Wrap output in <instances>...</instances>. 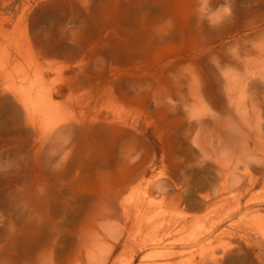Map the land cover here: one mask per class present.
I'll return each mask as SVG.
<instances>
[{
    "label": "rangeland",
    "instance_id": "rangeland-1",
    "mask_svg": "<svg viewBox=\"0 0 264 264\" xmlns=\"http://www.w3.org/2000/svg\"><path fill=\"white\" fill-rule=\"evenodd\" d=\"M153 263L264 264V0H0V264Z\"/></svg>",
    "mask_w": 264,
    "mask_h": 264
},
{
    "label": "bare ground",
    "instance_id": "bare-ground-1",
    "mask_svg": "<svg viewBox=\"0 0 264 264\" xmlns=\"http://www.w3.org/2000/svg\"><path fill=\"white\" fill-rule=\"evenodd\" d=\"M157 188H158V190L161 192V193H163L165 190H164V188L161 186V184H158V186H157ZM209 197V196H208ZM206 198V197H205ZM135 218H136V216H135ZM156 244H158V245H160V246H162L161 244H162V237H160V238H157L156 240H153ZM168 242L165 244V246L164 247H173V245H174V242L175 241H173V239H168L167 240ZM173 253V255H175L176 253H174V252H172ZM172 253H170V254H172ZM153 264H160V263H153Z\"/></svg>",
    "mask_w": 264,
    "mask_h": 264
}]
</instances>
